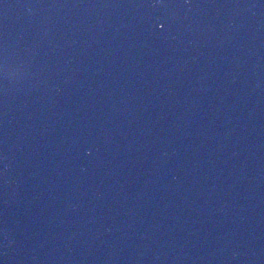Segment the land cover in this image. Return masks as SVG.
<instances>
[{"label":"water","instance_id":"1","mask_svg":"<svg viewBox=\"0 0 264 264\" xmlns=\"http://www.w3.org/2000/svg\"><path fill=\"white\" fill-rule=\"evenodd\" d=\"M0 264H264V0H0Z\"/></svg>","mask_w":264,"mask_h":264}]
</instances>
